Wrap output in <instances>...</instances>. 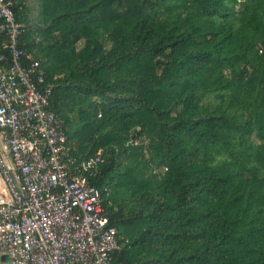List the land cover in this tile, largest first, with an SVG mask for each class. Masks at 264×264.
<instances>
[{"label": "trees", "instance_id": "obj_1", "mask_svg": "<svg viewBox=\"0 0 264 264\" xmlns=\"http://www.w3.org/2000/svg\"><path fill=\"white\" fill-rule=\"evenodd\" d=\"M114 264H264V0H12Z\"/></svg>", "mask_w": 264, "mask_h": 264}, {"label": "built area", "instance_id": "obj_2", "mask_svg": "<svg viewBox=\"0 0 264 264\" xmlns=\"http://www.w3.org/2000/svg\"><path fill=\"white\" fill-rule=\"evenodd\" d=\"M13 6L0 0V264H114L122 238L92 184L100 154H68Z\"/></svg>", "mask_w": 264, "mask_h": 264}, {"label": "crops", "instance_id": "obj_3", "mask_svg": "<svg viewBox=\"0 0 264 264\" xmlns=\"http://www.w3.org/2000/svg\"><path fill=\"white\" fill-rule=\"evenodd\" d=\"M3 191V182H2V179L0 177V193Z\"/></svg>", "mask_w": 264, "mask_h": 264}, {"label": "water", "instance_id": "obj_4", "mask_svg": "<svg viewBox=\"0 0 264 264\" xmlns=\"http://www.w3.org/2000/svg\"><path fill=\"white\" fill-rule=\"evenodd\" d=\"M4 264H7V263H4Z\"/></svg>", "mask_w": 264, "mask_h": 264}]
</instances>
